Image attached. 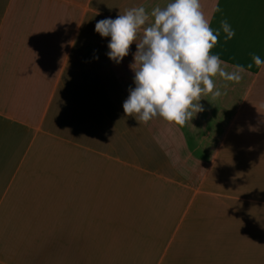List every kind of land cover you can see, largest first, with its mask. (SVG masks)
<instances>
[{"label":"crops","instance_id":"0c3cea01","mask_svg":"<svg viewBox=\"0 0 264 264\" xmlns=\"http://www.w3.org/2000/svg\"><path fill=\"white\" fill-rule=\"evenodd\" d=\"M168 2L0 0V264H264V0H199L240 79L139 123L95 23Z\"/></svg>","mask_w":264,"mask_h":264},{"label":"clouds","instance_id":"9594fccd","mask_svg":"<svg viewBox=\"0 0 264 264\" xmlns=\"http://www.w3.org/2000/svg\"><path fill=\"white\" fill-rule=\"evenodd\" d=\"M141 28L143 33L137 39ZM221 29L226 40L235 35L227 20L214 30L199 0H169L166 6L154 7L150 13L141 5L115 18L98 20L94 30L110 37L106 54L115 63H120L136 42L131 65L135 86L129 87L123 101L125 115L139 123L159 116L184 125L192 120L193 110H202V94H221L213 77L238 81L239 73L225 71L219 55L211 52ZM252 60L258 67L264 64L255 53Z\"/></svg>","mask_w":264,"mask_h":264}]
</instances>
